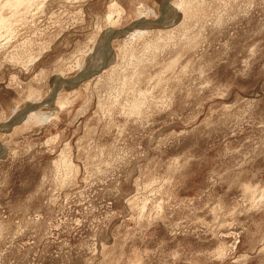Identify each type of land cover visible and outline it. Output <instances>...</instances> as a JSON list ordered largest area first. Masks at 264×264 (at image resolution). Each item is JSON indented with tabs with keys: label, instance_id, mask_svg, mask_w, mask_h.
<instances>
[{
	"label": "rangeland",
	"instance_id": "obj_1",
	"mask_svg": "<svg viewBox=\"0 0 264 264\" xmlns=\"http://www.w3.org/2000/svg\"><path fill=\"white\" fill-rule=\"evenodd\" d=\"M0 135V264H264V0H0Z\"/></svg>",
	"mask_w": 264,
	"mask_h": 264
},
{
	"label": "bare ground",
	"instance_id": "obj_2",
	"mask_svg": "<svg viewBox=\"0 0 264 264\" xmlns=\"http://www.w3.org/2000/svg\"><path fill=\"white\" fill-rule=\"evenodd\" d=\"M169 6V5H168ZM165 7V6H164ZM174 7V6H173ZM172 7V8H173ZM175 7H177V6H175ZM155 13L156 14H158L159 13V11H160V9H161V6L160 5H157V4H155ZM170 9V8H169ZM168 11V10H167ZM175 13V12H174ZM165 14V13H164ZM166 15V14H165ZM161 17V16H160ZM157 22H155V21H145V24H146V26H154L155 24H156ZM134 32H137V33H141V32H143V30H141V29H136V30H134L133 31V33ZM109 34V33H108ZM114 36H118L119 34H120V32L119 31H116V32H114L113 31V33H112ZM103 37V36H102ZM107 40H108V38H106ZM100 51V50H99ZM98 51V52H99ZM95 52H96V50H95ZM99 53H101V51L99 52ZM99 53H97V54H99ZM105 53V52H104ZM95 54V53H94ZM96 54V55H97ZM100 55V54H99ZM98 56V55H97ZM96 57V56H95ZM99 57V56H98ZM102 58V57H101ZM101 58H99V59H101ZM104 58V57H103ZM102 58V59H103ZM110 58V57H109ZM91 60L90 61H93V60H95L96 58H94L93 57V59L92 58H90ZM112 60V59H111ZM98 61V60H97ZM97 61L95 60V62L97 63ZM100 61V60H99ZM99 61H98V63H99ZM94 62V61H93ZM98 63H97V65H98ZM105 64H106V62H104ZM86 66V65H85ZM100 66V65H99ZM87 67V66H86ZM96 67V66H95ZM87 69H88V67H87ZM68 82H69V85L71 84V83H73V82H75L76 81V79H73V80H67ZM71 82V83H70ZM49 86H51V85H48V87H47V89H45L46 90V92L45 93H41L40 95H39V99L41 100V99H43L48 93H51V88H52V86L51 87H49ZM50 88V89H49ZM62 89H64V88H60L59 89V91H62ZM56 90V89H55ZM52 99H53V97H52ZM43 103H46V102H40V103H37V104H29V102L27 103H22V104H20L19 105V107H18V109H17V112H16V114H15V116H12L11 118L12 119H10L9 121H8V124H12L13 122H15L16 120H18L19 119V117H21V115L23 114V113H27V111H28V115L26 116V117H35L36 115H38L37 117H35V118H42V119H45L46 121H48L49 120V118H51L52 117V115L58 110V109H60L61 108V106L63 105V100L62 99H60V97L58 98V97H56V100H55V102H54V104L53 105H51V106H49V107H43L44 105H46V104H43ZM49 104H51V102L49 103ZM41 107H43V108H41ZM30 108V109H29ZM56 115H58V114H56ZM16 117H18V118H16ZM21 119V118H20ZM1 136V135H0Z\"/></svg>",
	"mask_w": 264,
	"mask_h": 264
},
{
	"label": "water",
	"instance_id": "obj_3",
	"mask_svg": "<svg viewBox=\"0 0 264 264\" xmlns=\"http://www.w3.org/2000/svg\"><path fill=\"white\" fill-rule=\"evenodd\" d=\"M129 28L127 27V28H122V29H118L119 30V32L120 33H125L127 30H128ZM77 75H79V74H77ZM84 75L85 76H80V77H78V78H74V79H76V81H80V80H82V79H85L87 76H89L90 74L89 73H84ZM76 77V76H75ZM16 122V121H15ZM6 125V124H5ZM6 126H9V125H6Z\"/></svg>",
	"mask_w": 264,
	"mask_h": 264
}]
</instances>
